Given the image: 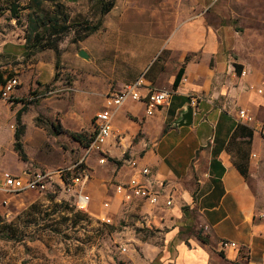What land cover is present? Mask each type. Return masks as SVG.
Wrapping results in <instances>:
<instances>
[{
	"label": "crops",
	"instance_id": "1",
	"mask_svg": "<svg viewBox=\"0 0 264 264\" xmlns=\"http://www.w3.org/2000/svg\"><path fill=\"white\" fill-rule=\"evenodd\" d=\"M104 16L96 36L82 46L89 55V98L100 96L93 108L100 110L109 93L141 75L143 96L162 88L172 95L151 115L143 99L119 107L103 146L106 161L100 163L98 154L86 161L88 213L124 223L118 235L129 225L160 233L162 244L140 247L154 257L150 262L156 257L152 264H264V201L234 162L240 137L232 142L244 126L252 130L250 154L260 156L264 148V0H114ZM190 96L197 97L192 123L177 126ZM239 109L252 121L239 120ZM10 120V106L0 102L1 134ZM6 145L0 192L3 172L21 175L28 168L18 160L14 140ZM144 167L150 172L142 174ZM132 176L159 192V202L121 201L113 185ZM170 193L172 203L165 205ZM222 239L237 247L222 248Z\"/></svg>",
	"mask_w": 264,
	"mask_h": 264
},
{
	"label": "rangeland",
	"instance_id": "2",
	"mask_svg": "<svg viewBox=\"0 0 264 264\" xmlns=\"http://www.w3.org/2000/svg\"><path fill=\"white\" fill-rule=\"evenodd\" d=\"M14 3L17 16H12L9 0L0 3V49L6 42L0 52V72L3 79L16 77L19 82L11 98H0L1 103L11 108V120L0 133V154H4L6 142L12 147L13 131L21 126L19 139L24 158L19 156L18 160L22 159V167L55 171L72 166L86 153V141L93 133L92 117L101 106L93 108L100 96L92 93L89 98L93 91L87 85L89 64L77 55L96 36L94 32L83 39L77 37L80 29L77 23L97 16L95 0H61L57 4L45 1L34 12L30 0ZM53 14L67 15L70 23L68 30L57 38L60 52L57 67L54 50L47 48L25 54L22 48L28 17L47 18ZM18 108L23 110L16 119ZM239 146L246 148L248 154L245 177L258 199L264 201V148L258 156L250 154L251 144L238 142L237 149ZM52 179L43 192H0V264L154 263L156 257L150 262L154 257L140 247L145 243L162 244L160 233L129 225L127 233L118 235L124 223L113 218L112 223H105L88 211L77 210L75 191L56 175ZM5 230L11 238L1 236ZM121 247L126 250L122 251Z\"/></svg>",
	"mask_w": 264,
	"mask_h": 264
},
{
	"label": "built area",
	"instance_id": "3",
	"mask_svg": "<svg viewBox=\"0 0 264 264\" xmlns=\"http://www.w3.org/2000/svg\"><path fill=\"white\" fill-rule=\"evenodd\" d=\"M241 75H245V71L242 70ZM19 84L16 77H9L0 85V96L3 99L11 98L13 90ZM145 85L143 76H139L132 82L125 84L121 89L109 93L104 100L103 107L95 113L93 119V133L88 141L85 149L86 153L83 158L76 161L72 166L60 167L55 171H49L41 168L31 169L27 168L22 171L21 175H15L8 171L2 174L1 188L6 192H18V191H38L43 192L52 184V178L56 175L64 185H68L69 189L75 191L76 200L74 206L77 210L88 211V205L90 202V196L85 193L82 186L90 179V171L87 167V158L92 153H97L99 162L104 163L107 159L106 152L103 146L107 139L112 135L113 124L112 118L127 99L135 101L144 100L145 112L147 115H151L154 110L165 104L172 95L171 89H151L143 96L140 89ZM261 91V89H258ZM189 104L192 107L197 105V97L190 96ZM238 118L244 122L252 121V115L246 109L238 110ZM127 162L132 167L137 166V160L134 158L127 159ZM150 169L147 167L142 168L141 173L147 174ZM114 190L120 195L121 201L128 202L135 198H140L147 201L149 204H156L159 202L161 194L154 189L148 187L142 183L137 177L132 176L126 181L117 182L113 185ZM6 203V200H4ZM172 203L171 193L166 196L165 205ZM104 206H108V202L103 203ZM105 223H112L111 218L108 216H101L99 218ZM222 248L224 247H237L235 241H229L222 239L219 241ZM122 251H125V247H121Z\"/></svg>",
	"mask_w": 264,
	"mask_h": 264
},
{
	"label": "trees",
	"instance_id": "4",
	"mask_svg": "<svg viewBox=\"0 0 264 264\" xmlns=\"http://www.w3.org/2000/svg\"><path fill=\"white\" fill-rule=\"evenodd\" d=\"M2 0H0L1 3ZM11 5L9 10L12 16H17L16 5L14 2L17 0H9ZM53 2L57 4L61 0H30L33 12L36 8H40V6L45 2ZM68 1H76V0H68ZM97 7V16L94 20L85 19L83 23H77L80 25V29L77 32L78 39H83L90 34L99 30L102 26L103 16L108 13L111 8L114 6V0H95ZM69 21L67 15L61 14H53L45 18L44 15L41 16H29L28 17V32L25 36V41L22 44L23 52L26 54H32L35 51L43 50L50 48L54 50L55 53V67L59 64L60 52L57 45V38L60 34L65 33L69 28ZM182 70L180 69L175 77V80L172 84L173 88H175L179 82L181 77ZM53 78L56 79L57 75L54 73ZM5 81L2 77V73L0 72V85ZM23 109L17 111L16 119H19V115L21 114ZM241 130H235L232 135V142L235 141L238 136L240 137L239 145L243 142L247 146L251 144L252 138V130L247 129L244 126L240 127ZM22 134V127L18 126V128L14 131V148L18 151L19 155L24 158V154L22 151V144L20 141V136ZM76 137H80V135H75ZM90 140V139H89ZM86 143H88V141ZM82 142V138H80ZM237 149V148H236ZM247 149H242L240 146L237 151L235 150V158L234 162L240 172L245 176L247 173V164H248V154ZM1 236L5 238H11L12 235L8 232V230L3 231Z\"/></svg>",
	"mask_w": 264,
	"mask_h": 264
},
{
	"label": "water",
	"instance_id": "5",
	"mask_svg": "<svg viewBox=\"0 0 264 264\" xmlns=\"http://www.w3.org/2000/svg\"><path fill=\"white\" fill-rule=\"evenodd\" d=\"M77 55L84 59L89 58L88 53L84 49H79ZM192 118H193V107L191 105H187L180 112L179 118L176 121H174V124H176L177 126H187L192 123Z\"/></svg>",
	"mask_w": 264,
	"mask_h": 264
}]
</instances>
